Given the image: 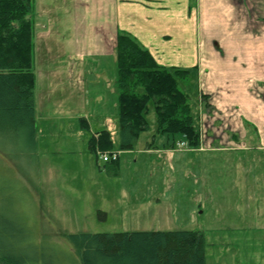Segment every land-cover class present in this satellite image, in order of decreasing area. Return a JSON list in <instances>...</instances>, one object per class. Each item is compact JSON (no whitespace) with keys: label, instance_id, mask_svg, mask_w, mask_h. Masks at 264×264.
Returning a JSON list of instances; mask_svg holds the SVG:
<instances>
[{"label":"crops","instance_id":"1","mask_svg":"<svg viewBox=\"0 0 264 264\" xmlns=\"http://www.w3.org/2000/svg\"><path fill=\"white\" fill-rule=\"evenodd\" d=\"M77 1L36 0L35 132L40 116L50 126L53 121H74L87 129V114L93 113L105 126L91 131V136L105 127L112 138L118 133V69L109 76L102 71L109 60L117 64L118 32H130L159 63L192 71L199 90L194 118L200 144L180 147L178 142L186 139L178 137L172 147V138L167 136L158 145L157 137H152L146 147L119 150V173L112 177L121 179L135 164L149 171L153 179L162 171V186L152 180L138 183V175L133 173L118 193L131 194L138 207H152L163 199L178 205L171 194L185 191V182L193 176L198 192L191 214L199 216L197 210L211 198L212 183L219 180L221 186L222 178L232 172L234 187L248 193L246 207L259 199L254 207L261 209V217L247 211L253 218L250 223L264 229V0H106L107 8L102 0H88L90 8L78 7ZM85 1L83 4H91ZM180 1L182 7L176 9L174 3ZM176 15L183 17L179 27L174 24ZM172 52L183 54L181 60H171L168 54ZM209 124L227 130L226 134H210ZM89 140L90 165L96 153L90 152ZM214 173L218 178L212 181ZM220 210L221 205H216L215 214L224 216Z\"/></svg>","mask_w":264,"mask_h":264},{"label":"rangeland","instance_id":"2","mask_svg":"<svg viewBox=\"0 0 264 264\" xmlns=\"http://www.w3.org/2000/svg\"><path fill=\"white\" fill-rule=\"evenodd\" d=\"M84 1L78 0L77 6L92 7V2L87 0L85 2L91 4L85 5ZM102 3L107 5L106 0H102ZM174 4L177 9L182 7L183 2ZM35 5L36 0L34 7ZM105 16L102 20H105ZM182 18V15L174 17L176 27L182 24ZM178 38L181 45V36ZM168 56L171 60H181L183 54L172 52ZM105 64L108 68L102 71L104 75L109 76L116 71V62L109 60ZM191 72L190 70V75L185 81H180L179 86L189 94L195 112L199 106V90ZM115 116L116 112L112 117ZM95 117L97 116L93 113L87 114L90 126L83 129L74 121L67 124L53 121L49 122L53 125L50 126L40 116L36 124L37 145L34 147L24 144L15 134L0 131V211L5 206L9 207L12 213L10 220L22 227L24 238L34 239L42 246H65L67 244L63 243L68 242L65 237L80 232L112 233L153 228L202 229L206 237V264H264L263 225L251 224L253 218L248 215L250 211L251 215L255 212L254 217H261L258 215L261 209L254 207L259 205V199L251 200V207L247 208L248 193L234 187L235 177L232 172L222 178L221 186L219 180L212 183L211 198L206 199L204 207L197 210L199 216L191 214L197 202L194 195L198 192L193 176L185 182V191L171 194L179 201L178 205L163 199L152 207H138V200L131 199V194L125 192L123 196L118 193L119 187L128 183L133 173H137L138 183L152 180L162 186V171L153 179L150 178L149 171L134 164L130 171L123 173L121 179L119 176L112 177L106 173L108 162L102 160L101 153L94 155L93 162L89 165V152L86 147L91 131L95 132L104 124V120L98 122ZM101 117L104 118L103 115ZM147 120L151 129L142 132L136 150L146 147L148 142L152 141L156 127L153 101L149 104ZM116 122L118 125V117ZM207 128L212 135L223 132L226 134L227 131L221 128L218 130L210 124ZM117 130L118 126L115 131ZM117 134L113 135L112 152H119ZM166 139V135H157L156 144L159 145ZM190 147L192 146L186 143L185 148ZM214 167L213 163L209 169L213 172ZM217 178L218 175L214 173L211 180ZM216 205H221L220 213L224 212V216L215 214Z\"/></svg>","mask_w":264,"mask_h":264},{"label":"trees","instance_id":"3","mask_svg":"<svg viewBox=\"0 0 264 264\" xmlns=\"http://www.w3.org/2000/svg\"><path fill=\"white\" fill-rule=\"evenodd\" d=\"M34 25V0H0V131L15 134L32 147L36 145ZM116 44L118 150L135 149L142 132L151 129L147 120L151 101L156 113L153 139L166 135L174 147L173 139L184 137L198 147L200 132L190 96L179 86L190 69L160 64L130 32L120 30ZM113 148L108 129L90 137L92 153ZM111 152L106 170L117 176L119 162ZM11 215L8 206L0 211V264H206V239L199 229L80 232L65 237V246H42L24 238Z\"/></svg>","mask_w":264,"mask_h":264},{"label":"built area","instance_id":"4","mask_svg":"<svg viewBox=\"0 0 264 264\" xmlns=\"http://www.w3.org/2000/svg\"><path fill=\"white\" fill-rule=\"evenodd\" d=\"M180 145L184 146L185 144L182 142V143H180ZM111 155H112V159H116L117 158V153L116 152L112 153ZM103 159L104 160H109L110 159V156L105 153L103 155Z\"/></svg>","mask_w":264,"mask_h":264}]
</instances>
